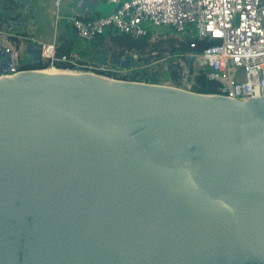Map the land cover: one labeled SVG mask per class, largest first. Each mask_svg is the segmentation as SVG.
Here are the masks:
<instances>
[{
	"label": "water",
	"instance_id": "obj_1",
	"mask_svg": "<svg viewBox=\"0 0 264 264\" xmlns=\"http://www.w3.org/2000/svg\"><path fill=\"white\" fill-rule=\"evenodd\" d=\"M44 69L0 79V264H264V95Z\"/></svg>",
	"mask_w": 264,
	"mask_h": 264
},
{
	"label": "built area",
	"instance_id": "obj_2",
	"mask_svg": "<svg viewBox=\"0 0 264 264\" xmlns=\"http://www.w3.org/2000/svg\"><path fill=\"white\" fill-rule=\"evenodd\" d=\"M114 5L104 16L83 18L68 7V0H52L50 42L37 39L30 32L13 33L0 29V52L10 54L0 78L25 72V50L28 43L40 47L39 62L61 61L112 80L172 86L166 77L171 65L182 75V88L193 91L195 75L206 71L218 86L214 96L241 102L264 95V0H105ZM70 11V14H66ZM30 26V25H29ZM115 35L133 40L151 41L174 37L190 39L195 49L198 42L208 46L199 52L164 54L151 61L140 60L135 51L125 50L119 57H133L127 68L113 64L112 57L100 64L99 47L93 43ZM60 38L74 42L70 56L58 57ZM93 51V53H92ZM96 51V53H94ZM18 65H13V60ZM1 69H9L1 72ZM89 71V72H88ZM176 87V86H175Z\"/></svg>",
	"mask_w": 264,
	"mask_h": 264
},
{
	"label": "trees",
	"instance_id": "obj_3",
	"mask_svg": "<svg viewBox=\"0 0 264 264\" xmlns=\"http://www.w3.org/2000/svg\"><path fill=\"white\" fill-rule=\"evenodd\" d=\"M0 5L4 13H0L1 17H5L6 20L17 22L19 25V15L12 14L18 11L20 7L26 5V0H0ZM19 14V13H17ZM17 28V27H16ZM113 44V52H111L112 57H116L122 54L125 50L135 51L139 55L140 60L151 61L154 58H162L164 54L176 55L179 53H189V52H199L208 46L207 43L198 42L197 47L192 49L190 47V39L179 40L174 37H167L165 39H158L151 41L149 38H144L142 40H133L126 35H115L110 39ZM108 40L101 38L98 42L93 43L99 47V50L104 53V47L107 46ZM74 42L72 40L60 38L57 55L59 58L62 56H70L71 48ZM146 55V57H143ZM50 66H55L60 69H70L75 68L67 63L56 61L54 63L50 62H39L38 65H24L25 69H43ZM166 77L171 81V84L176 87L182 86V75L176 66L171 65L169 72ZM219 84L216 81L210 80L206 71H201L195 75L193 90L202 94H214L218 91Z\"/></svg>",
	"mask_w": 264,
	"mask_h": 264
},
{
	"label": "rangeland",
	"instance_id": "obj_4",
	"mask_svg": "<svg viewBox=\"0 0 264 264\" xmlns=\"http://www.w3.org/2000/svg\"><path fill=\"white\" fill-rule=\"evenodd\" d=\"M47 1L48 0H33V1L29 0L28 5L23 6L22 8L20 7V9H18V11L13 12L12 14L19 15V18H18V20L20 21L19 25H17V22H16V24H12V25H10V23H9V27H8L9 21L6 20L4 16L1 17V15H0V29H4L7 31V27H8V29L12 30L13 33L28 32L30 30L29 33L32 32L36 36H41L42 38H46V37L50 38L52 36L53 30L50 29L48 20H46V18L43 17L44 15L47 17V19H49V17H50V15L48 14L49 9H50L49 8L50 4ZM42 2H44V5H42L43 4ZM40 3H42V4H40ZM34 4L37 7L33 6ZM39 4L41 5L40 8L38 7ZM71 4H70V6L72 8H74V7H77L78 5H84L85 0H73V2ZM104 5H106V4L103 1V6ZM108 7L110 8L109 11L111 12L115 6L108 4ZM1 10H2V6L0 5V13H4ZM17 13H19V14H17ZM103 14H105V12ZM113 50H114L113 44L111 43V41H108L107 46L104 47V51H105L104 53L106 54L107 58L108 57L112 58L111 52H113ZM99 53L103 54L100 50H99ZM137 57L139 58V55H137ZM143 57H146V55H144ZM76 71L86 72L83 70H76Z\"/></svg>",
	"mask_w": 264,
	"mask_h": 264
},
{
	"label": "crops",
	"instance_id": "obj_5",
	"mask_svg": "<svg viewBox=\"0 0 264 264\" xmlns=\"http://www.w3.org/2000/svg\"><path fill=\"white\" fill-rule=\"evenodd\" d=\"M33 1V0H32ZM103 1L105 2L106 5L103 6ZM29 0H26V5H28ZM45 2V1H44ZM44 2L40 3L42 5H44ZM50 5H49V19H47V17L44 15L43 17L46 18V20H48L50 29L51 28V21H52V0H48L47 1ZM73 2V0H68V7L72 10H74L79 16L83 17V18H95V17H100V16H104L107 13H110V8L108 7V3L105 0H85V4L84 5H78L77 7L72 8L70 6V4ZM38 5V7L40 8L41 5ZM25 5V6H26ZM72 5V4H71ZM33 6H36L35 4ZM37 7V6H36ZM105 12V14H103ZM66 14H70V11H66ZM103 14V15H102ZM34 34V33H33ZM34 36L41 40V41H45V42H50L52 40L53 37V32H52V36L50 38H42L41 36H36L34 34ZM93 53V51H92ZM94 53H96V51H94ZM106 57V54L103 53ZM100 55V53H99ZM112 57V56H111ZM107 59H110L109 57Z\"/></svg>",
	"mask_w": 264,
	"mask_h": 264
},
{
	"label": "bare ground",
	"instance_id": "obj_6",
	"mask_svg": "<svg viewBox=\"0 0 264 264\" xmlns=\"http://www.w3.org/2000/svg\"><path fill=\"white\" fill-rule=\"evenodd\" d=\"M40 73H44V74H72V75H78V74H81V73H84V72H78L76 70H70V69H60V68H57L55 66H50L42 71H39ZM90 74H93V73H90ZM3 78H6V77H3ZM3 78H0V79H3ZM106 78V77H104ZM106 79H109V78H106Z\"/></svg>",
	"mask_w": 264,
	"mask_h": 264
}]
</instances>
